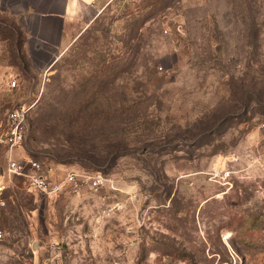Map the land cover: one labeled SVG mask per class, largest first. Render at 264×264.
<instances>
[{
  "label": "rangeland",
  "instance_id": "rangeland-1",
  "mask_svg": "<svg viewBox=\"0 0 264 264\" xmlns=\"http://www.w3.org/2000/svg\"><path fill=\"white\" fill-rule=\"evenodd\" d=\"M43 1L0 0V133L30 107L26 158L106 181L11 178L0 264H264V0H110L62 48Z\"/></svg>",
  "mask_w": 264,
  "mask_h": 264
},
{
  "label": "built area",
  "instance_id": "built-area-1",
  "mask_svg": "<svg viewBox=\"0 0 264 264\" xmlns=\"http://www.w3.org/2000/svg\"><path fill=\"white\" fill-rule=\"evenodd\" d=\"M15 86L16 81L11 83ZM29 108L19 106L6 115L5 130L0 133V158L3 152L10 153L15 146L21 145L29 130ZM19 175L28 179V186L31 191H40L47 194H60L64 190L77 194L86 188L98 190L106 177L100 173L80 172L69 170L60 180H54L41 160L35 157L24 159H8L5 169H0V213L7 207L5 190L8 184L5 175ZM3 232L0 230V238Z\"/></svg>",
  "mask_w": 264,
  "mask_h": 264
},
{
  "label": "crops",
  "instance_id": "crops-1",
  "mask_svg": "<svg viewBox=\"0 0 264 264\" xmlns=\"http://www.w3.org/2000/svg\"><path fill=\"white\" fill-rule=\"evenodd\" d=\"M110 0H44L40 6L31 7L36 17V28L40 39L59 48L67 47L74 36L78 26H86ZM24 159L22 145L15 146L10 153L1 154V169H5L8 159ZM5 175L9 184L11 178L19 175Z\"/></svg>",
  "mask_w": 264,
  "mask_h": 264
},
{
  "label": "trees",
  "instance_id": "trees-1",
  "mask_svg": "<svg viewBox=\"0 0 264 264\" xmlns=\"http://www.w3.org/2000/svg\"><path fill=\"white\" fill-rule=\"evenodd\" d=\"M161 2V0H154V3H156V4H158V3H160ZM89 170V169H88ZM93 170V169H92ZM95 171H100V170H98V169H95ZM101 172H103V171H101ZM104 173V172H103ZM105 175H106V173H104ZM61 194V193H60ZM12 190H11V188H10V186L9 187H7L6 188V190H5V198H6V200H7V206L8 205H10L12 202H13V199H12ZM5 212H4V210L3 211H1V213H0V216L1 215H3Z\"/></svg>",
  "mask_w": 264,
  "mask_h": 264
}]
</instances>
